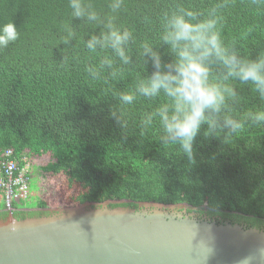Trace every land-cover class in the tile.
I'll list each match as a JSON object with an SVG mask.
<instances>
[{
  "label": "trees",
  "instance_id": "16d2710c",
  "mask_svg": "<svg viewBox=\"0 0 264 264\" xmlns=\"http://www.w3.org/2000/svg\"><path fill=\"white\" fill-rule=\"evenodd\" d=\"M108 2L91 0L102 19L112 14ZM222 2L124 0L113 15L136 38L128 45L131 62L125 65L111 48H87L104 24L72 17L68 0H0V24L13 21L19 32L17 41L0 49V153L11 149L22 166V156L48 152L50 161L41 170L62 173L77 184L76 204L119 199L130 202L109 207L186 204L231 223L264 228V124L246 119L248 112L264 109V100L251 85L232 81L237 95L226 101L225 111L243 119L244 127L234 134L226 135L225 129L206 135L211 130L202 125L191 159L179 145L161 138L154 113L162 96L138 95L132 105L118 101L119 92L135 88L155 70L151 58L140 55V42L149 40L164 64L171 61L168 46L159 39L163 11L181 5L207 12ZM219 14L225 43L253 58L264 50V3L229 0ZM105 57L113 60L111 68L101 66ZM113 110L124 112L125 127L117 124ZM216 115L222 124L223 115ZM15 205L12 216L17 219L52 214L39 197ZM1 207L0 219H5L9 214Z\"/></svg>",
  "mask_w": 264,
  "mask_h": 264
},
{
  "label": "clouds",
  "instance_id": "9594fccd",
  "mask_svg": "<svg viewBox=\"0 0 264 264\" xmlns=\"http://www.w3.org/2000/svg\"><path fill=\"white\" fill-rule=\"evenodd\" d=\"M228 2L223 0L207 12L181 5L163 11L159 39L168 46L171 61L164 64L149 40L140 42V55L151 58L155 70L139 79L135 88L118 93L121 105H132L138 95L147 99L162 96L164 102L154 113L159 118L161 138L165 143L179 145L190 159L193 158V143L202 125L208 124L211 130L206 131V135L225 129L226 135L234 134L244 127L243 119L234 118L225 111L227 99L237 95L232 81L251 85L252 90L264 100V50L253 58L240 55L234 46L225 43L219 26L222 19L219 9ZM253 2L264 3V0ZM123 4L124 0H109L108 8L112 14H105L102 19L91 0H68L72 17L104 24L100 35H93L86 42L87 48L93 52L97 46L111 48L114 55L127 65L131 62L128 45L136 38L128 27L116 23L113 14ZM65 28L69 37L74 35L69 25L65 24ZM18 38L17 25L13 21L0 24V49L7 48ZM63 39L67 42L66 38ZM103 65L111 68L113 60L105 57L101 61ZM88 71L93 76L98 75L94 69L89 68ZM112 75L115 76L116 72ZM111 114L120 127L126 126V121L121 119L123 111L117 115L113 110ZM216 114L223 115L222 124ZM246 119L253 124H264V109L248 112ZM151 120L152 116H149L147 122Z\"/></svg>",
  "mask_w": 264,
  "mask_h": 264
},
{
  "label": "water",
  "instance_id": "95a60500",
  "mask_svg": "<svg viewBox=\"0 0 264 264\" xmlns=\"http://www.w3.org/2000/svg\"><path fill=\"white\" fill-rule=\"evenodd\" d=\"M110 203L0 219V264H264L263 229L199 219L186 204Z\"/></svg>",
  "mask_w": 264,
  "mask_h": 264
},
{
  "label": "rangeland",
  "instance_id": "374dc122",
  "mask_svg": "<svg viewBox=\"0 0 264 264\" xmlns=\"http://www.w3.org/2000/svg\"><path fill=\"white\" fill-rule=\"evenodd\" d=\"M11 150V149H10ZM3 153H0V159L3 158ZM25 162L29 166V192L30 200H35L36 197L41 198L47 203V209L55 210L61 209L63 207L75 206L76 201L74 199L75 194L80 190L79 186L75 183H70L67 181L64 174H52L44 172L41 170V166L45 165L50 161V155L48 152H43V150L36 151L31 155L26 156ZM11 159L15 160L18 168H22L19 164V160L14 158L13 151ZM121 203L130 202L129 199H119ZM175 211H183L181 206H177ZM201 210L187 209V212H191L194 215L201 216L207 212L206 208Z\"/></svg>",
  "mask_w": 264,
  "mask_h": 264
},
{
  "label": "built area",
  "instance_id": "2783aa9c",
  "mask_svg": "<svg viewBox=\"0 0 264 264\" xmlns=\"http://www.w3.org/2000/svg\"><path fill=\"white\" fill-rule=\"evenodd\" d=\"M12 150H5L3 158L0 159V204L2 210L9 215L16 211L20 202H26L29 199V166L22 156L25 164L18 168L15 160L11 159Z\"/></svg>",
  "mask_w": 264,
  "mask_h": 264
},
{
  "label": "flooded vegetation",
  "instance_id": "af4514ba",
  "mask_svg": "<svg viewBox=\"0 0 264 264\" xmlns=\"http://www.w3.org/2000/svg\"><path fill=\"white\" fill-rule=\"evenodd\" d=\"M47 211L50 212V213H55V212H56L55 210L53 211V210H51V209H47ZM199 215H201V216H198V215H197V217H198L199 219H205V220L215 221V222H217V223H226V222H230V223H231V220L228 219V218L223 219V218L218 217V216H209L207 213H203V214H199ZM235 223H236V222H235ZM237 223H239V224H241V225H245V226H247V224L244 223V222H237ZM259 229H263V230H264L263 227H260Z\"/></svg>",
  "mask_w": 264,
  "mask_h": 264
}]
</instances>
